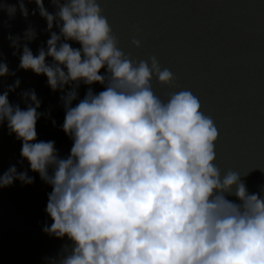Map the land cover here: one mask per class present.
<instances>
[{"label":"clouds","instance_id":"clouds-1","mask_svg":"<svg viewBox=\"0 0 264 264\" xmlns=\"http://www.w3.org/2000/svg\"><path fill=\"white\" fill-rule=\"evenodd\" d=\"M28 2L38 6L31 15L38 11L46 20L47 47L33 53L29 43L38 33L31 25L22 36L7 38L12 55H19L18 68L45 75L51 90L62 93L70 154L62 158L54 141L37 140V122L49 114L38 111L42 101L34 89L20 94L26 110L10 102L20 79L0 94V126L7 123L9 135L22 141L21 156L31 170L52 186L46 212L53 222L43 231L71 241L58 258L45 259L50 264H264V196L250 194L240 172L222 173L217 166L220 133L199 97L180 89L161 99L152 81L176 88V76L155 55L137 60L126 54L99 0H49L54 13L45 0ZM18 3L27 18L25 0ZM0 11L11 19L17 6L0 3ZM132 44L142 46L135 38ZM6 76L16 72L0 52V77ZM97 83L104 86L99 93L91 87ZM81 84L89 87L73 106ZM34 179L12 165L0 174V188Z\"/></svg>","mask_w":264,"mask_h":264},{"label":"water","instance_id":"water-1","mask_svg":"<svg viewBox=\"0 0 264 264\" xmlns=\"http://www.w3.org/2000/svg\"><path fill=\"white\" fill-rule=\"evenodd\" d=\"M5 2L15 4L17 11L11 19L6 11H0V52L16 76L0 77V94L20 79V86L9 93V100L26 110L20 94L34 89L42 101L38 111L49 114L37 122V140L54 141L60 156L67 157L73 141L62 130V93L51 90L45 75L19 69V55H12L15 49L7 38L9 34L22 36L29 25L33 26L38 37L29 47L38 54L50 38L46 20L38 11L31 15L38 7L34 2L25 0L27 18L19 11L18 0H0ZM99 2L126 54L137 60L155 55L162 67L176 76V88L152 81L161 99L167 100L171 92L180 89H190L199 97L204 112L214 119L220 133L216 163L222 173L229 169L240 172L249 193L264 196V0ZM45 7L56 11L49 0H45ZM53 30L59 32L58 28ZM134 38L141 41L140 48L132 44ZM69 43L74 48L81 47L76 42ZM47 62L51 63L50 57ZM105 71L102 69L101 74ZM88 87L81 84L73 106L84 98ZM91 87L96 93L104 90L99 83ZM70 90L71 86H66V91ZM21 148L22 141L15 134L9 135L5 122L0 126V174L15 165L18 171L27 170L35 179L30 185L16 180L12 186L0 188V264H50L45 258H58L62 246L71 241L43 231L46 224L53 222L46 212L48 194L53 189L31 170L21 156ZM228 199L239 203L234 196Z\"/></svg>","mask_w":264,"mask_h":264}]
</instances>
